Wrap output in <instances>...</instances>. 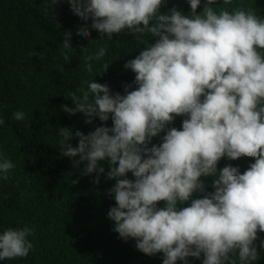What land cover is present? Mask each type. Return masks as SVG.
Returning a JSON list of instances; mask_svg holds the SVG:
<instances>
[{
    "label": "clouds",
    "instance_id": "obj_1",
    "mask_svg": "<svg viewBox=\"0 0 264 264\" xmlns=\"http://www.w3.org/2000/svg\"><path fill=\"white\" fill-rule=\"evenodd\" d=\"M64 1L85 24L64 32V59L76 49V35L90 37L91 21V29L117 46L85 49L86 70L101 60L99 73L124 64L135 73V80L128 77L112 91L95 79L78 92L72 88L67 96L74 107L62 110L82 113L92 130L58 129L61 155L79 157L74 167L83 163L81 174H92V183H100L107 162L101 182L115 180L109 189L115 206L107 213L113 231L134 239L150 264H264V240L256 244L264 233V13L233 6L234 0L52 3ZM121 32L145 45L129 61L116 36ZM148 35L154 43L143 39ZM176 117L182 129L168 127ZM13 118L23 121L25 113L18 110ZM162 132V142L151 144ZM225 157L228 165L218 169ZM15 167L0 153V191L11 197ZM201 177L212 178L214 191H205ZM196 193L203 195L193 198ZM33 233L27 225L0 233V260L27 257Z\"/></svg>",
    "mask_w": 264,
    "mask_h": 264
},
{
    "label": "trees",
    "instance_id": "obj_2",
    "mask_svg": "<svg viewBox=\"0 0 264 264\" xmlns=\"http://www.w3.org/2000/svg\"><path fill=\"white\" fill-rule=\"evenodd\" d=\"M233 2V6H250L264 13V0ZM66 7L65 1L54 5L52 0H0V117L5 121L0 125V153L15 161L11 178L17 184L13 197L0 191V233L9 227L34 228L28 237L34 246L28 256L0 260V264H150L145 260L148 255L135 247L134 239L125 241L113 231L114 222L107 213L115 206L114 196L109 194L115 180L106 178L108 184L101 182L109 170L107 162H102L105 173L99 175L100 183L96 184L90 180L92 174H81L83 163L74 167L73 161L79 157L61 155L60 127H68L73 133L79 130L88 134L92 130L82 113L70 115L62 110L64 105L74 107L67 96L69 91L74 88L78 92L84 81L93 79L107 81L111 91L128 77L135 80V73L125 64L109 66L99 73L104 63L93 61L92 72L86 70L85 49L94 53L107 44L109 52L117 46L91 29V21L87 23L90 37L76 35L77 47L68 52L67 61L64 59V32L73 33L85 26ZM164 10L161 8V14ZM116 36L124 44L126 53L122 57L126 61L145 47L128 32ZM143 39L154 43L156 38L148 35ZM18 110L25 113L23 121L13 118ZM168 127L182 129L177 117ZM164 134L153 138L151 144L161 143ZM70 143L76 146L78 138ZM248 160L254 163V159ZM228 163L225 157L217 167ZM128 178L134 179L131 173ZM201 179L206 192L214 191L211 177ZM202 195L196 193L193 198ZM26 204L30 205L24 207ZM158 207H163V202ZM258 236L257 246L264 240V233Z\"/></svg>",
    "mask_w": 264,
    "mask_h": 264
}]
</instances>
